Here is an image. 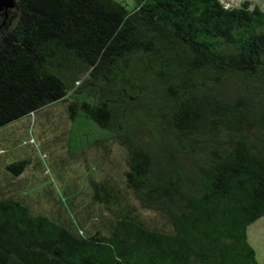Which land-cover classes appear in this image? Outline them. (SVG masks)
Listing matches in <instances>:
<instances>
[{
	"label": "trees",
	"instance_id": "16d2710c",
	"mask_svg": "<svg viewBox=\"0 0 264 264\" xmlns=\"http://www.w3.org/2000/svg\"><path fill=\"white\" fill-rule=\"evenodd\" d=\"M54 103L69 154L124 150L122 186L90 177L108 214L92 230L0 192V264H260L247 228L264 216V10L16 0L0 12V128Z\"/></svg>",
	"mask_w": 264,
	"mask_h": 264
},
{
	"label": "rangeland",
	"instance_id": "374dc122",
	"mask_svg": "<svg viewBox=\"0 0 264 264\" xmlns=\"http://www.w3.org/2000/svg\"><path fill=\"white\" fill-rule=\"evenodd\" d=\"M220 1L225 6H235L242 0ZM247 1L264 10V0ZM66 129V113L61 103L48 105L1 127L0 192L20 195L35 212L59 216L70 223L79 220L84 229H93L92 226H99V215L108 214L89 202V179L107 176L122 186L125 152L112 143L106 157L99 151L71 155L66 147ZM23 158L28 163L17 176L6 169L8 163ZM143 213L154 217L152 212ZM247 233L259 263L264 264V216L249 224Z\"/></svg>",
	"mask_w": 264,
	"mask_h": 264
},
{
	"label": "water",
	"instance_id": "95a60500",
	"mask_svg": "<svg viewBox=\"0 0 264 264\" xmlns=\"http://www.w3.org/2000/svg\"><path fill=\"white\" fill-rule=\"evenodd\" d=\"M16 6V0H0V12H6L8 8Z\"/></svg>",
	"mask_w": 264,
	"mask_h": 264
}]
</instances>
